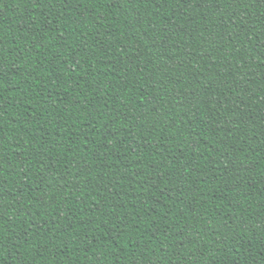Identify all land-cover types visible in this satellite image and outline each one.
<instances>
[{
	"label": "trees",
	"instance_id": "obj_1",
	"mask_svg": "<svg viewBox=\"0 0 264 264\" xmlns=\"http://www.w3.org/2000/svg\"><path fill=\"white\" fill-rule=\"evenodd\" d=\"M0 264H264V0H0Z\"/></svg>",
	"mask_w": 264,
	"mask_h": 264
}]
</instances>
